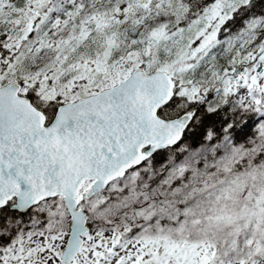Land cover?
I'll return each instance as SVG.
<instances>
[{
	"label": "snow or ice",
	"instance_id": "1",
	"mask_svg": "<svg viewBox=\"0 0 264 264\" xmlns=\"http://www.w3.org/2000/svg\"><path fill=\"white\" fill-rule=\"evenodd\" d=\"M0 264H264V0H0Z\"/></svg>",
	"mask_w": 264,
	"mask_h": 264
}]
</instances>
